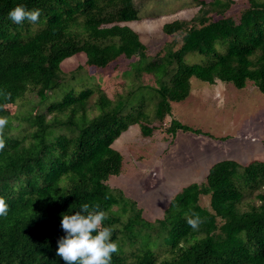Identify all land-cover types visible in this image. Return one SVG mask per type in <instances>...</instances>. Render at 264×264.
<instances>
[{
    "label": "trees",
    "instance_id": "16d2710c",
    "mask_svg": "<svg viewBox=\"0 0 264 264\" xmlns=\"http://www.w3.org/2000/svg\"><path fill=\"white\" fill-rule=\"evenodd\" d=\"M135 1L0 0V116L9 121L0 150V197L9 206L0 216V264H65L57 255L66 235L61 221L84 203L131 212L123 224L112 215L104 221L121 224L114 242L116 232L130 243L139 239L129 254L117 243L111 264H264V159L215 161L153 220L107 181L123 164L112 142L131 124L151 134L153 121L171 115V101L187 97L191 76L237 88L250 80L264 94V0H247L237 20L223 15L232 0H197L190 19L162 25L164 33L180 34L178 47L172 41L150 58L138 34L120 24L139 19ZM17 5L39 9V20L11 21ZM77 52L85 54L83 65L63 71L60 62ZM120 56L136 57L125 74L153 75L157 87L131 83L110 96L105 81L78 76ZM149 99L151 113L144 110ZM164 130L211 135L175 117ZM251 194L255 200L247 202ZM205 195L208 206L200 203ZM196 215L202 222L193 229L187 218Z\"/></svg>",
    "mask_w": 264,
    "mask_h": 264
},
{
    "label": "rangeland",
    "instance_id": "374dc122",
    "mask_svg": "<svg viewBox=\"0 0 264 264\" xmlns=\"http://www.w3.org/2000/svg\"><path fill=\"white\" fill-rule=\"evenodd\" d=\"M135 2L139 19L120 24H127L138 34L149 58L157 53L162 55L165 46L172 41L173 49L179 45L180 34L164 33L163 23L175 19L188 20L199 8L197 0ZM247 5V0H232L223 15L237 20L241 9ZM210 14L212 18L220 16L214 12ZM85 58L83 52H77L63 59L59 66L68 72L77 65H83ZM190 58L191 61L198 59L195 56ZM135 59L120 56L105 68L83 67L78 76L100 86L105 81L110 96L116 91H126L131 83L146 84L149 90L157 87L153 75L125 74V70L130 69L128 62ZM60 95L59 92L55 98ZM145 98L150 96L147 94ZM144 110L152 112L151 99ZM171 117L211 135L177 131L172 137L164 130ZM151 125L155 126L151 134L142 135L139 126L131 124L112 142V146L121 153L123 164L121 173L107 180L111 187L120 188L124 195L136 200L137 205L142 207V216L147 220L160 217L169 200L183 186L203 180L209 166L215 161L231 158L239 163H247L253 159H264V94L250 80L245 86L237 88L230 82L217 80L207 83L191 76L188 96L171 101V115L165 117L162 123L155 120ZM253 194L246 198L247 202H254ZM200 203L208 206V195L201 196ZM110 210L108 216H117L121 224L131 213H122L118 206H112ZM120 222L112 225L119 229ZM116 240L122 250L129 254L139 239L136 243H130L121 232H116ZM157 240L159 242L160 238Z\"/></svg>",
    "mask_w": 264,
    "mask_h": 264
},
{
    "label": "clouds",
    "instance_id": "9594fccd",
    "mask_svg": "<svg viewBox=\"0 0 264 264\" xmlns=\"http://www.w3.org/2000/svg\"><path fill=\"white\" fill-rule=\"evenodd\" d=\"M8 15L16 24L25 20L34 24L40 18V10H27L23 5H17ZM8 123L7 117L0 116V150L5 147L4 132ZM8 208L5 198L0 197V216H6ZM106 219L108 213L100 210L99 204L90 210V205L84 203L80 211L63 215L61 227L66 235L58 241L57 255L65 264H111L112 254L117 253L119 247L112 240L115 226H104ZM201 222L198 215L187 218L193 229H197Z\"/></svg>",
    "mask_w": 264,
    "mask_h": 264
},
{
    "label": "crops",
    "instance_id": "0c3cea01",
    "mask_svg": "<svg viewBox=\"0 0 264 264\" xmlns=\"http://www.w3.org/2000/svg\"><path fill=\"white\" fill-rule=\"evenodd\" d=\"M188 96V95H187Z\"/></svg>",
    "mask_w": 264,
    "mask_h": 264
}]
</instances>
